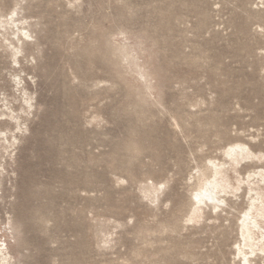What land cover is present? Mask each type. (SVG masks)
Segmentation results:
<instances>
[{
	"label": "rangeland",
	"instance_id": "1",
	"mask_svg": "<svg viewBox=\"0 0 264 264\" xmlns=\"http://www.w3.org/2000/svg\"><path fill=\"white\" fill-rule=\"evenodd\" d=\"M14 11L32 38L16 63L0 25L10 264H240L247 199L188 220L199 167L264 153V0H0Z\"/></svg>",
	"mask_w": 264,
	"mask_h": 264
},
{
	"label": "bare ground",
	"instance_id": "2",
	"mask_svg": "<svg viewBox=\"0 0 264 264\" xmlns=\"http://www.w3.org/2000/svg\"><path fill=\"white\" fill-rule=\"evenodd\" d=\"M5 30V41L16 63L23 53L26 41L32 38L29 28L23 23L17 11L12 12L4 20H0ZM8 34V36H6ZM14 38H11L10 35ZM124 58H129L127 48H122ZM144 78L145 75H142ZM22 81V80H21ZM25 96V95H24ZM30 105V99L26 100ZM6 118V119H3ZM20 116L11 110L9 114L0 113V121L6 120L8 129H2L0 124V176L5 170L3 160L5 152L14 148L20 129ZM13 128L10 129V126ZM8 131V132H7ZM255 165L246 174L247 166ZM260 164V166H259ZM193 194L191 196V215L189 222L197 223L205 214L211 212H226L230 214L237 199H247L246 208L238 225L241 241L236 248L240 264H259L264 260V153L256 152L250 145L242 142L233 143L223 152L222 159L210 158L207 163L198 168L194 177ZM166 184H160V186ZM162 189L158 185L143 189L146 197L152 200L159 198ZM0 239V264H10L12 256L6 242Z\"/></svg>",
	"mask_w": 264,
	"mask_h": 264
},
{
	"label": "snow or ice",
	"instance_id": "3",
	"mask_svg": "<svg viewBox=\"0 0 264 264\" xmlns=\"http://www.w3.org/2000/svg\"><path fill=\"white\" fill-rule=\"evenodd\" d=\"M161 187L163 188V185H161Z\"/></svg>",
	"mask_w": 264,
	"mask_h": 264
}]
</instances>
